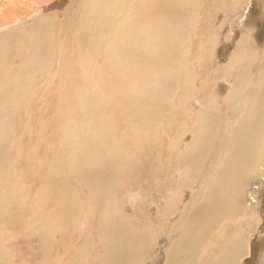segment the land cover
<instances>
[{
    "label": "bare ground",
    "instance_id": "bare-ground-1",
    "mask_svg": "<svg viewBox=\"0 0 264 264\" xmlns=\"http://www.w3.org/2000/svg\"><path fill=\"white\" fill-rule=\"evenodd\" d=\"M51 1L0 0V83L34 68L44 88L68 87V73L77 77L88 52L90 62L80 67L89 71V65L94 80L72 83L96 85L95 97L84 92L78 101L95 100L98 107L88 116L79 110L71 127L55 125L52 134L43 127L28 138L29 166L34 173L49 170L39 185L49 198L37 193L29 209L19 206L20 230L1 227L0 264H158L162 257L164 264H239L249 226L241 221L251 217L245 182L264 179V69L254 82L247 79L248 64L261 55L245 34L216 74L231 87L223 106L208 86L211 68L202 70L210 66L205 44L191 58L198 37L194 9L228 13L239 0H74L61 21L54 15L25 25ZM50 18L65 33L44 28L55 24ZM16 33L38 34L40 45L22 53L19 41L12 42ZM66 34L77 41L80 58L65 56ZM18 79L7 82L0 103L24 85ZM45 91L31 100H48ZM64 92L60 101L78 107ZM97 114L95 124L83 127L85 117ZM121 124L128 133L119 131ZM43 144L53 159L38 157ZM2 190L0 201L10 196ZM131 198L140 200L141 212L129 205Z\"/></svg>",
    "mask_w": 264,
    "mask_h": 264
},
{
    "label": "rangeland",
    "instance_id": "rangeland-1",
    "mask_svg": "<svg viewBox=\"0 0 264 264\" xmlns=\"http://www.w3.org/2000/svg\"><path fill=\"white\" fill-rule=\"evenodd\" d=\"M200 1L203 2V0ZM47 4H45L41 10L38 11V13L29 18V20H26L25 25L32 26L36 20L45 16L54 17V15H62L58 17L60 18L58 21H61L64 18V15L67 14L66 11L74 5V0H54ZM227 5H229V3ZM217 10L219 9L209 8L203 13L198 12L196 8L194 9V15L197 18L198 37L196 38V41H193L191 58L196 54L195 49L197 44H205V49L203 50L204 53L202 54L203 56H207V61L210 63V66L208 63H206L208 66L204 68L203 65L202 70L205 69L208 71V69L211 68V76L207 81L208 86L210 85L214 87L213 90L217 94L216 98L219 101V105L223 106L229 91L231 90V87L229 84L224 82V80H218L216 74L226 68V65H228L236 45L239 43L240 39L245 36V34L249 38L247 39L255 54L257 56L261 55V58H257L253 63H246L248 64V81L251 83L254 82L257 79L259 72L264 69V60L262 59L264 52V0H239L238 6L233 10L230 9L228 13ZM197 12L199 16L196 14ZM48 21H53L55 24L45 23L43 25L44 28H57L63 30L65 33V29L58 25V21L54 20L53 18H50ZM203 26H206V28ZM205 29L208 31L206 36L203 34V30ZM200 30H202L201 33ZM207 36L210 37V43L206 39L208 38ZM62 38H64V36ZM37 39L38 34L33 36H21L16 33V36L12 42L14 43L18 40L20 46L19 51L24 53L23 51L30 50L32 45H40L39 42H36ZM55 40H57V44L60 39L56 38ZM62 41L64 44H62L63 47H69L68 52L65 54L66 57L73 56L74 53L80 58V53L77 51V41L73 39L71 35L68 36L66 34L65 40ZM21 43H23V45ZM15 45L16 44H14L13 48L14 52ZM85 53L86 54L82 55L83 58L80 59L82 60V64L78 65L79 67L77 77H73L71 72L68 73V87L67 84H65L59 88H57L56 85L50 89L44 88L41 79L42 75L38 74V77H36V75H32L31 70H35L34 68H29V71L23 70L20 74L12 71L15 73L11 74V77L7 80L8 83H11L17 81L18 78V80L22 78V80H24L25 86L23 85L22 87L16 89L17 91H14L15 94L12 100H6V102L0 103V181L2 183L0 184V189L2 188V191L10 194L6 200L0 201V207H3L2 209L0 208V229L1 227L4 228L6 226L16 227V219H18L16 212L19 210V206L23 205L25 206L26 210L29 209L30 206L33 205V199L37 193H39L41 198H49V190H46L45 194L43 195V188L39 187V185L42 184L41 181H44L43 179H45V175L48 174L49 170H39L37 173H34V170L31 168V166H29V160L32 159V152L29 151L34 148L30 146L28 138L32 134L36 135L39 133L43 127H45L43 129H47L50 134L55 132L54 129L57 127L55 125L71 127L75 124L74 118L77 119L78 117V119H81L79 116L80 114L77 113L79 110L86 111L85 115L88 116L91 111L96 110L98 107V104L95 105V100L91 103V105L81 104V102L78 101L79 95H82L84 92H88L95 97L97 95L96 85L81 87L79 84L72 83L75 78L81 79L82 77H86L90 81L94 80L93 74L89 72L92 71L89 65L87 66L89 71L80 67L83 65L86 66V61L90 62L91 53ZM77 61H79V59ZM95 61L96 57L92 56V66H94V68L97 66V62ZM16 64L20 65L21 63ZM45 67L46 66L44 65V68ZM237 70L239 74L241 71L239 69ZM4 77L5 76L3 75V78ZM7 82H5L4 85L3 83H0V94L8 85ZM30 84L34 85L31 86ZM65 88H67V93L70 96V100L74 104L78 105V107H72L73 109L71 107L68 108L66 102L60 101L62 98H64ZM41 91H45L49 96L51 95L48 100H46V98L42 102L39 100V98L36 102L31 100V95L36 93H39L40 95ZM16 94L21 95V97L25 99L13 100L15 99ZM1 100L3 99L0 98V101ZM116 110L118 115H120L121 106L118 105ZM34 113H38V118H35ZM103 113L105 114V117L108 116L109 108L107 107L104 111H102L101 114ZM97 116L98 114L95 116L91 115V118L89 119L92 120H89L88 118L86 119L85 117L84 121H81L83 127H87L92 123L95 124ZM121 129L122 130L119 131H125L128 133L122 124ZM63 136H65L63 133H58L56 137L57 139L62 140L65 138ZM21 138L24 139V142L21 140ZM118 139L121 138H117V140ZM187 141H189V139H187L185 142ZM118 142L121 144L119 145ZM117 144L120 147L123 145L120 141H117ZM35 148H37V145ZM46 155H51L50 158L53 159L52 153L49 154V152L46 150L45 144H43L39 151L38 157L45 158ZM247 181L245 182L246 188L244 189V204H246V214H249L248 216H251L252 218L249 217L244 219V222L243 220L241 221L243 225H246L247 222H249V226H251V228L246 225V228L248 227L246 230L249 234L248 235L246 233L247 253H243V255L239 258V261L242 260L239 264H264V179L257 176L250 178ZM132 203L135 206L133 209L137 210V212H141L140 200L131 198L129 205ZM8 208H10V210H8ZM19 228L21 227H16L14 230H20ZM2 231L4 230L2 229ZM160 260L161 261H159L160 263L158 264H164V258L162 257ZM146 264H152V262L147 261Z\"/></svg>",
    "mask_w": 264,
    "mask_h": 264
}]
</instances>
